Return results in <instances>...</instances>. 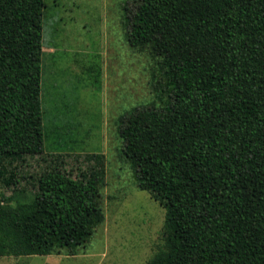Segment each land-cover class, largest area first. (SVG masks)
Returning <instances> with one entry per match:
<instances>
[{
	"label": "trees",
	"instance_id": "obj_1",
	"mask_svg": "<svg viewBox=\"0 0 264 264\" xmlns=\"http://www.w3.org/2000/svg\"><path fill=\"white\" fill-rule=\"evenodd\" d=\"M45 6L0 0V185L16 192L27 157L46 164L31 196H0V256L75 254L104 217L103 155L72 176L69 154L44 152ZM122 26L156 66L158 101L117 121L120 157L165 211L147 264H264V0H126Z\"/></svg>",
	"mask_w": 264,
	"mask_h": 264
},
{
	"label": "rangeland",
	"instance_id": "obj_2",
	"mask_svg": "<svg viewBox=\"0 0 264 264\" xmlns=\"http://www.w3.org/2000/svg\"><path fill=\"white\" fill-rule=\"evenodd\" d=\"M41 107L45 153H67L72 176L103 155L99 204L103 221L76 248L47 255L0 256V264H147L165 243L164 208L136 184L120 157V115L158 101L155 60L147 49L129 45L122 26L126 0H44ZM77 156V157H76ZM46 165L27 157L17 171L26 175L16 192L0 185L14 202L31 196L28 174ZM25 187V192L18 191Z\"/></svg>",
	"mask_w": 264,
	"mask_h": 264
},
{
	"label": "crops",
	"instance_id": "obj_3",
	"mask_svg": "<svg viewBox=\"0 0 264 264\" xmlns=\"http://www.w3.org/2000/svg\"><path fill=\"white\" fill-rule=\"evenodd\" d=\"M47 256H49V255H47Z\"/></svg>",
	"mask_w": 264,
	"mask_h": 264
}]
</instances>
